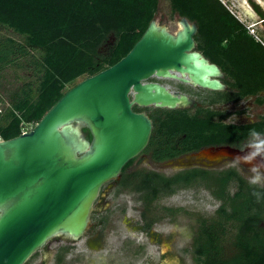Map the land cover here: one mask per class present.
Masks as SVG:
<instances>
[{"label":"trees","instance_id":"obj_1","mask_svg":"<svg viewBox=\"0 0 264 264\" xmlns=\"http://www.w3.org/2000/svg\"><path fill=\"white\" fill-rule=\"evenodd\" d=\"M173 13L197 25L194 40L199 49L222 67L235 99L255 96L264 104V37L255 39L223 0H168ZM159 0H0V27L20 39L0 32V79L11 66L31 69V75L14 86L0 82V139H10L34 126L45 112L80 77L93 75L117 62L141 36L154 18ZM264 19V8L250 0ZM0 28V29H1ZM114 40L105 52L100 48ZM228 94V92H227ZM179 114L167 121L159 118L146 152L155 159L175 157L191 149L196 121ZM217 129L221 141L264 133V111L255 122L227 123ZM164 131V132H163ZM177 132L185 135L182 149L162 145ZM90 137V135H89ZM123 185L136 192L146 228L156 221H174L177 209L156 201L180 189L203 187L219 201L214 213L196 215L191 248L196 264H264V197L257 200L247 178L229 167L221 171L187 169L172 175L150 170L132 173ZM135 179V180H133Z\"/></svg>","mask_w":264,"mask_h":264},{"label":"water","instance_id":"obj_2","mask_svg":"<svg viewBox=\"0 0 264 264\" xmlns=\"http://www.w3.org/2000/svg\"><path fill=\"white\" fill-rule=\"evenodd\" d=\"M254 1L264 8L262 0ZM241 8L264 28L249 0ZM178 24L171 32L153 18L117 62L69 87L31 129L0 139V264H24L53 237L76 241L84 235L101 186L118 178L148 143L151 120L133 112V103L170 109L192 105L182 93L143 81L156 75L225 89L217 78L223 75L220 68L194 50L196 23L181 16ZM202 153L231 159L243 154L228 145ZM242 164L264 168V159L258 155L251 165Z\"/></svg>","mask_w":264,"mask_h":264},{"label":"flooded vegetation","instance_id":"obj_3","mask_svg":"<svg viewBox=\"0 0 264 264\" xmlns=\"http://www.w3.org/2000/svg\"><path fill=\"white\" fill-rule=\"evenodd\" d=\"M189 22L193 21L189 20ZM177 26H179L178 21ZM194 50L201 53L202 56L208 59L209 62L215 63L204 53V51L198 48L196 41ZM215 64L220 68L221 72L223 73L222 76H219L217 78L220 80V82L225 85V89L214 90L202 87L200 85H193L191 83L181 82L174 78L156 75H152L147 80L143 81L158 83L168 89L171 93H182L192 101V105L188 107L173 109L166 107H155L153 105L139 106L135 103L132 104L131 109L133 112L145 113L150 118L152 123V129L148 143L144 147V149L140 151L137 155H139L140 153L144 154V156L147 155L151 162H153L154 164L166 163L171 166L177 167V169L171 173H163L160 171L155 172L162 173L168 176L187 169H205L215 172L227 169L231 167L230 164H225L224 158L227 157L219 156L210 158L208 156L203 155L202 150H205L209 147H219L226 145L239 149L240 145L246 144L247 141L252 138L251 136H247L244 139H235L234 141L228 142L219 140L222 138V133L219 130L221 128L220 126H224L227 123L236 125L249 124L257 121L259 117L251 120H248L247 118H240L238 122L229 120L231 114L228 112L229 110L227 108L229 106H233L234 104L241 102L247 97L235 99L236 96L234 95L233 90L227 83V78L224 70L217 63ZM133 94L134 93L132 91L131 86L128 92L130 101L133 99ZM260 106H262L263 113L264 104H261ZM172 110H183L184 113L182 115L189 117L190 119L196 121L200 126H202V132L193 130L189 134L190 138L188 139V142H191V149L183 151L175 157L166 158L164 160L155 159V157L152 156L149 152H146L147 146L154 131V123L157 121L158 118L161 121H167L169 119H172L173 117H179V114L176 112H172ZM218 127L219 129H217ZM81 129L86 134V138L89 139L90 137L88 131L84 127H81ZM184 138L185 135L180 136L177 132H174L169 137L165 135L163 139H158L157 142L159 143L161 141L160 143L162 145L170 143L169 148L173 150L182 149L183 146L188 147L187 143H184L183 141ZM246 148L247 147H245L244 149ZM136 156L130 159L121 168L118 178L108 181H114V183L116 184L117 195H121L124 191H129L128 187H125L123 185V180H125V178H130L131 176L129 175H131L132 173H136L137 171L147 170V168L139 167L138 164L133 165V162H135L136 160ZM186 157L188 158L186 159ZM235 168L237 169V171H239L238 167ZM239 173L242 174L240 171ZM108 182L104 183L101 186L99 193L93 203V209L90 213L89 226L84 235H82L76 241L61 236L63 240L57 242V246L54 250H52V248L50 247L51 243L46 242L40 249L35 251L26 260L24 264H27V262L30 261L32 257L37 254H40L42 257L46 258L51 257L53 259L51 264H99V259H103L104 257H108V264H154V260L147 258V256L136 257L140 252H146V247L144 244L141 245L138 249H136V251L133 252L135 253L134 256L130 258L126 256L131 245L130 242L122 240L118 243V245L120 246H113L109 242L107 243L105 241L99 240V238L103 235V232L111 230V228L113 227V225L108 224L111 221V218L108 214L104 213L106 209L103 205V203L105 202L103 186H105ZM139 202L141 204L139 213L141 217V213L143 211L144 206L142 205L140 200ZM158 222L161 221H156L150 227L141 229L143 231L145 229L147 230V232H149L151 231L153 225ZM159 252L161 254V250ZM115 254L120 257H118V260L114 258ZM171 260V262H164L163 264H174L173 259ZM41 264H43V262H41Z\"/></svg>","mask_w":264,"mask_h":264},{"label":"rangeland","instance_id":"obj_4","mask_svg":"<svg viewBox=\"0 0 264 264\" xmlns=\"http://www.w3.org/2000/svg\"><path fill=\"white\" fill-rule=\"evenodd\" d=\"M264 3V0H262ZM233 11V13L245 24L255 29L257 34L264 37V28L253 25L252 20L247 18L241 8L244 0H223ZM250 3V0H249ZM251 4V3H250ZM179 15L173 13L168 0H159L158 8L155 12L154 18L160 24H165L171 32H175L178 28L177 21ZM1 28V27H0ZM0 32L4 35L11 36L15 39L21 38L10 29L1 28ZM114 37L102 45L101 52H105L109 45L113 42ZM31 75V69L25 67L11 66L6 69L2 74L0 82L4 85L14 86ZM83 77L78 78L76 82ZM73 84L67 85L68 89ZM255 96H249L241 102L229 106L227 109L231 114L229 120L238 122L240 118H247L248 120L258 118L262 114V106H260ZM242 108V109H240ZM32 126H27L31 129ZM188 157H186L187 159ZM133 165L138 164L139 167L147 168V170L160 171L163 173H171L177 169L176 166L169 164H154L144 154L140 153L136 156ZM223 160V159H222ZM225 164H230V158H224ZM251 166L241 164L238 170L242 175L249 179L253 174L250 171ZM261 173H264V168H259ZM260 185L264 186V182ZM104 188L105 214L111 218L109 225H113L111 230L103 232L99 238L100 241L111 243L113 246H120L118 243L122 240L130 242L127 257L132 258L136 249L141 245H145L146 252H140L136 257L147 256L154 260V264H163L164 262H171L173 259L174 264H196L193 259L191 242L195 234L196 228V215L200 214L209 217L214 213V210L219 205V201L214 199L210 192L203 187H190L180 189L172 195L165 196L156 201L157 209L161 206H168L177 209L178 213L174 222L164 219L153 225L151 231L147 232L141 228H146L143 224L144 220L140 217V202L136 198V192L124 191L121 195H117L116 184L114 181L108 182ZM147 232V233H146ZM63 240L61 236L53 237L47 243H51L52 250L57 246V242ZM160 248V249H159ZM161 250V254L159 251ZM117 257V258H116ZM118 255L115 254L114 258L118 260ZM120 258V257H119ZM161 258V261H160ZM52 258L42 257L37 254L32 257L27 264H51ZM108 257L99 259V264H108ZM115 262V260H114Z\"/></svg>","mask_w":264,"mask_h":264},{"label":"clouds","instance_id":"obj_5","mask_svg":"<svg viewBox=\"0 0 264 264\" xmlns=\"http://www.w3.org/2000/svg\"><path fill=\"white\" fill-rule=\"evenodd\" d=\"M250 136L252 137L250 140L247 141L246 144L240 145L239 149L243 153L242 155H237L230 160L231 167H238L242 163H248L251 165L253 159L256 156H260L264 158V133H261L256 130L250 131ZM247 147L249 151L246 153L243 151L244 148ZM260 165H251L250 171L253 173L248 183L250 185H259L264 182V173L259 171ZM252 195L259 201L262 197H264V192L257 191L253 189Z\"/></svg>","mask_w":264,"mask_h":264},{"label":"built area","instance_id":"obj_6","mask_svg":"<svg viewBox=\"0 0 264 264\" xmlns=\"http://www.w3.org/2000/svg\"><path fill=\"white\" fill-rule=\"evenodd\" d=\"M245 25H246V28L248 30V33H250L251 35H253L255 37V39L261 40L260 39V36L257 34V32L255 31V29L252 27V25L251 26H248L247 24H245ZM253 25H255V24H253Z\"/></svg>","mask_w":264,"mask_h":264}]
</instances>
